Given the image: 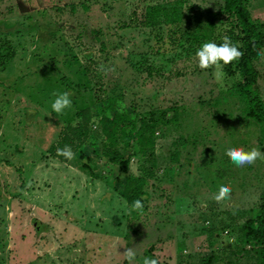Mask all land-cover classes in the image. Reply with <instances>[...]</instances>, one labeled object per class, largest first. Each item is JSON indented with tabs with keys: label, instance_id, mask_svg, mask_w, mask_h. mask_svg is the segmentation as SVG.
<instances>
[{
	"label": "rangeland",
	"instance_id": "rangeland-1",
	"mask_svg": "<svg viewBox=\"0 0 264 264\" xmlns=\"http://www.w3.org/2000/svg\"><path fill=\"white\" fill-rule=\"evenodd\" d=\"M221 4L0 0L11 52L0 61V264H253L238 229L256 213L264 163L224 71ZM248 5L264 24V0ZM173 7L176 25H139L150 8ZM253 66L264 103V52ZM107 98L154 123L148 155L118 149L126 173L146 181L136 214L105 156L97 109ZM82 109L89 122L75 141Z\"/></svg>",
	"mask_w": 264,
	"mask_h": 264
},
{
	"label": "trees",
	"instance_id": "trees-1",
	"mask_svg": "<svg viewBox=\"0 0 264 264\" xmlns=\"http://www.w3.org/2000/svg\"><path fill=\"white\" fill-rule=\"evenodd\" d=\"M221 7L216 12V19L224 27L225 39L228 41L227 57L224 63L226 75L235 76L231 89L241 104V111L245 118L252 120L259 128L258 153L264 163V103L260 99L256 88L257 73L253 66L264 52V24L251 18L249 0H221ZM179 11L176 8H150L140 19L139 25L153 26L158 18L166 25H176L180 22ZM7 59L11 52L7 42L0 41ZM1 54V51H0ZM1 56V55H0ZM101 109H97L98 128L105 141V156L112 162H117L121 176L115 178L119 183L120 196L126 203L130 213L143 210L146 199V181L141 176L128 175L125 171L127 159L122 158L118 149L130 155L145 157L153 148L154 123L113 110L114 101L111 98L98 100ZM85 109L79 110L75 116L79 120L78 126L71 131V136L79 140L84 135V128L89 122ZM110 111L109 116L103 115ZM172 120V117L169 119ZM67 142L64 138L63 143ZM79 168L90 174L89 160L80 153L78 155ZM122 182H119V178ZM239 247L241 251L249 249L253 257V264H264V187L259 195V203L253 217L245 219L238 229ZM202 264H211V258H206Z\"/></svg>",
	"mask_w": 264,
	"mask_h": 264
}]
</instances>
